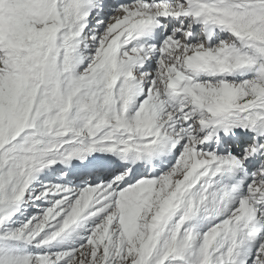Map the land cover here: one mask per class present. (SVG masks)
Listing matches in <instances>:
<instances>
[{
	"label": "snow or ice",
	"instance_id": "1",
	"mask_svg": "<svg viewBox=\"0 0 264 264\" xmlns=\"http://www.w3.org/2000/svg\"><path fill=\"white\" fill-rule=\"evenodd\" d=\"M0 264H264V0H0Z\"/></svg>",
	"mask_w": 264,
	"mask_h": 264
}]
</instances>
